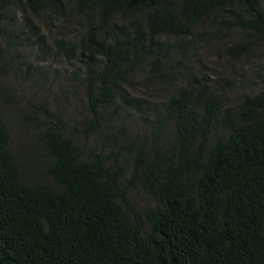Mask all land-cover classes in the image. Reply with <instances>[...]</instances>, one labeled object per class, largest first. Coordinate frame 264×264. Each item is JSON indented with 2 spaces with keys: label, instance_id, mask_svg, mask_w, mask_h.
Wrapping results in <instances>:
<instances>
[{
  "label": "trees",
  "instance_id": "16d2710c",
  "mask_svg": "<svg viewBox=\"0 0 264 264\" xmlns=\"http://www.w3.org/2000/svg\"><path fill=\"white\" fill-rule=\"evenodd\" d=\"M26 53L0 264H264V0H0V79Z\"/></svg>",
  "mask_w": 264,
  "mask_h": 264
},
{
  "label": "rangeland",
  "instance_id": "374dc122",
  "mask_svg": "<svg viewBox=\"0 0 264 264\" xmlns=\"http://www.w3.org/2000/svg\"><path fill=\"white\" fill-rule=\"evenodd\" d=\"M26 58L32 65L36 63L32 54L29 56V54L26 53ZM211 60L212 64H220V62H217L219 60L215 56H213ZM35 67L36 72L39 73L36 75L35 79L30 81H22L21 73L19 71H17L15 75L8 71L4 73L3 78L0 79V100H2V103L0 104L11 130L12 146L19 157L20 153L25 154L27 151H31L29 149L31 135L26 127L19 122V108H24L28 101L39 102L42 97L45 99L47 96V102L49 103L52 94L56 91V80L58 81V77L54 76L55 78L50 82L52 71L40 75L45 68L38 64H35ZM43 77H45V82L42 81ZM6 93L10 94V98H5ZM13 99L17 101V105L13 103Z\"/></svg>",
  "mask_w": 264,
  "mask_h": 264
}]
</instances>
